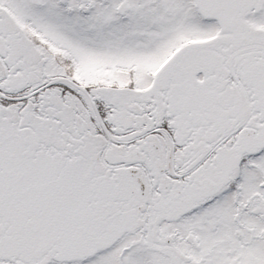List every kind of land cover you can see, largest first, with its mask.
Returning <instances> with one entry per match:
<instances>
[{
    "label": "snow or ice",
    "instance_id": "obj_1",
    "mask_svg": "<svg viewBox=\"0 0 264 264\" xmlns=\"http://www.w3.org/2000/svg\"><path fill=\"white\" fill-rule=\"evenodd\" d=\"M0 264H264V0H0Z\"/></svg>",
    "mask_w": 264,
    "mask_h": 264
}]
</instances>
